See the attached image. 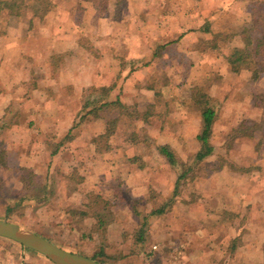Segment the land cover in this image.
Instances as JSON below:
<instances>
[{
    "label": "crops",
    "instance_id": "1",
    "mask_svg": "<svg viewBox=\"0 0 264 264\" xmlns=\"http://www.w3.org/2000/svg\"><path fill=\"white\" fill-rule=\"evenodd\" d=\"M0 1L4 2L0 10L9 17L0 19V119L7 121L10 126L5 132V135L10 134V141L5 145L7 169L13 170V166L18 172L28 169L38 177H44L47 173L54 174L55 177L61 175L59 179L65 181L60 184L61 193L57 191L55 196L39 202L42 206L47 205L48 214L40 215L38 220L55 221L53 232L57 222H63L67 224H64V227L70 228L74 220L78 221L77 217L71 215L74 212L71 206L85 209L86 203L91 202L90 192H99L101 187L97 189L98 183L102 178L106 180L120 176L125 181V186L132 189V196L136 197H147L150 183L166 198L172 194L175 186L176 172L165 161L160 165L161 161L156 157L155 160L151 156H144V160L154 161L156 165L144 169L131 163L128 157L130 151L126 147L118 146L97 153L94 140L106 132L105 118L90 117L74 128L83 114L89 90L94 89L99 94L100 91L108 90L107 101L120 99L125 105L137 104L139 108H144L154 103L155 90L161 89L165 94L164 98H170L171 103L176 102L178 109L170 111L168 119L171 126L165 128L162 136L159 135L158 143L171 142L178 149H182L185 140H192L193 143V137L200 129V121L195 113H192L196 121H193L190 128L184 126L183 131L170 134L169 129L175 124L173 115L177 114L180 118L188 116L176 100L182 98L181 95L189 87L198 85L202 88L201 80L212 79L218 84L213 92L203 87L219 105V116L214 127L216 149H220L228 134L243 119L255 118L260 114L252 99V116L243 109H238L232 110L230 115L226 112L222 119V101L217 97L219 88L227 83L231 84L234 79L242 76V73L248 71L251 76L252 74L246 69L237 73L232 70L227 59L228 49H225L224 53L209 51L202 54L197 48L205 39L211 37V33L234 35L230 45L238 46L245 29L255 27V20L253 22L251 19L256 14L255 10L246 15L238 14L243 17L240 22L234 20V14H229L226 8L219 12L215 5L206 9L203 7L200 10L203 15L195 16L193 12L196 10L188 13L186 5H179L181 1H174L175 4L171 5L162 2L156 5L144 4L140 14L141 10L134 8V0L124 5L126 9L116 4L118 1L108 0L107 11L99 15L96 13L94 0H52L54 5L45 17L33 16L28 20L24 13L34 10L38 0L24 9L19 16L13 15L5 7L6 0ZM125 10L128 13L125 19L119 18L120 12L123 15ZM137 22L142 23V31L135 34L134 30L130 29ZM207 25L210 26V32L203 29ZM170 50L178 54H170ZM183 51L191 54L196 65L202 64L201 68L205 66V61L209 62L211 54H214L211 65L214 66L215 62L217 64L220 60L225 66L227 63L229 67L226 66V74L223 76L215 71L210 75L206 73L200 76L193 72L184 82V77L177 76V69L166 66L168 58L177 59L176 55H182ZM168 72L174 79L168 80V77H164ZM263 80L264 75L254 80L255 86L257 81ZM152 85L154 87L151 88ZM181 87L183 91L178 92ZM135 93L138 96L134 97ZM170 93L172 96H169ZM142 95L147 98L145 102L139 99ZM164 106V103L158 105L161 109ZM36 124L40 130L33 128ZM112 141L114 142V139ZM240 141L241 138L237 140L239 148H235L240 150L239 162L245 166L254 163V157L250 159V156L256 151L249 152L244 149ZM12 157L17 161L13 166ZM261 162L264 163V159H261ZM167 171L173 172L169 179L163 174ZM222 172L221 177L216 178L213 174L206 180V186L214 192L211 193L215 200L214 206L218 207L216 211L209 210L214 208L211 206L204 210L206 220L226 221L228 224L225 227L222 224V228L230 231L232 237L240 236L247 248L251 243H260L261 240L256 238L264 236V230L259 226L264 224V178L259 177L257 180L255 176L234 173L229 167H224ZM70 178H78L75 193L66 189L70 187ZM236 178L243 181L239 182ZM16 184L20 186V180ZM53 187L58 188V181ZM164 187L167 191L163 190ZM199 189L200 185L197 183L193 192L198 195ZM179 195L180 198L189 199V193L182 191L176 196L178 199ZM193 205L196 204L188 205L189 210L194 208ZM174 211L176 215L186 216L177 210V207ZM232 212L235 215H225ZM230 217L236 218L234 224L229 222ZM92 219L91 216L85 218L83 232L88 233ZM89 220L90 225L87 224ZM241 220L245 221L243 228L238 227ZM36 225L38 226V223ZM209 229L211 227L198 229V232H207ZM32 231L44 236L42 232ZM4 240H0V256L3 249L9 255L0 257V264H33L31 258L38 260L37 255L30 253L31 250L24 249L18 243L8 242L10 240ZM177 246L180 248L179 244ZM251 248L254 249L255 246ZM44 260L53 264L46 258Z\"/></svg>",
    "mask_w": 264,
    "mask_h": 264
},
{
    "label": "trees",
    "instance_id": "2",
    "mask_svg": "<svg viewBox=\"0 0 264 264\" xmlns=\"http://www.w3.org/2000/svg\"><path fill=\"white\" fill-rule=\"evenodd\" d=\"M35 1L36 0H6L5 7L8 8L13 15L19 16L24 9L30 7ZM255 1L259 2L260 0ZM251 19L253 22L255 20V27L253 29H245V32L239 39L240 44L238 46L230 45L235 38L234 35L211 33V37L205 39L197 48L202 54L209 51L217 54L224 53L225 49H228L227 59L232 70L236 73L243 69L249 70L252 74V78L258 80L264 75V12L256 13ZM203 29L210 32L209 25ZM150 87L152 88L154 85ZM97 94L99 93L94 89L88 91L87 100L84 103L83 114L78 123L74 126V128L79 127L90 117L97 119L105 118L106 132L94 140L97 153H102L105 149L108 150L109 148L123 146L121 148L126 147L128 151H130L128 152V157H130L131 163L136 167L145 169L146 167L156 166L154 161L144 160V156L148 155L153 159L156 157L161 161L160 163L157 160L160 165L165 161L172 170L176 172L175 186L169 197L166 198L152 183H150L148 187L150 191L147 197L130 195L131 198H127V206H129L130 211L129 215L132 219H137L138 221L137 225L132 223L133 233L131 234V239L133 242L137 241L139 243H144V235L147 233V226L152 219L160 218L171 210H175V205L177 206L180 203L188 205L196 202L199 198H197L198 196L193 192L194 190L189 193V199H186L187 197L180 198V195L178 199L176 196H178L181 190L183 192L188 191L189 186L194 189V185L197 184V181L203 176L208 179L211 173H215L214 171H222L224 167H229L234 173L249 177L258 175L264 178V163L261 162V159H264V97L256 96L254 99V104L260 114L255 118L243 119L240 124L228 134L227 140L221 145L220 149H216L217 145L214 142V127L219 116L218 101L206 92L203 87L201 88V86L196 85L189 87L188 90H185L181 95L182 98L179 103L187 113H195L200 121V129L193 137V143L192 140L185 141L182 143V149H178L174 147L171 142L158 143L160 142L159 135L162 136L165 128L171 126V122L168 119L170 111L168 112V108H166V106L170 104V101L165 100V106L162 109L158 107L165 96L161 89L155 90L156 98L154 103L144 108H139L137 104L132 106L125 105L120 99L109 102L106 97L108 90L100 91L99 96H96ZM169 96H172V93H170ZM8 126L9 124L7 121L0 119V171L8 168L7 149L5 145H3L5 143L4 138H6L5 132L10 128V126ZM239 138L256 140L257 154L253 158V161H255L254 163L251 162L250 165L245 166V164L240 163V159L238 160V158L241 157L235 158V156H233L235 154L232 152L238 147V143L236 142ZM113 139L114 142L112 141ZM215 165L218 166L215 167ZM23 172L24 174L20 179L22 190L17 192V196L15 195L16 197L12 200L8 199V193L11 196L12 192L7 189L3 179L0 177V200H5L6 218L9 220H12V212L15 209H20L24 204H35L38 206L40 205V201H46L52 196H55V193L61 190L60 184L65 182L59 179L60 176L55 177V175L51 173H47L44 177H38L31 170L24 169ZM112 179L118 181L119 187H121L120 184L123 182L122 187L128 188L125 186V181H123L120 176L118 178L112 177ZM103 180L102 178L101 181ZM57 181L58 188H54L53 185ZM69 185L70 187L66 189L69 192L75 193L76 181H74L73 178H70ZM100 193V191L97 194L93 191L90 192L89 198L91 202L86 203L85 209L73 208V206H71L74 211L71 215L77 217V222L82 224L81 239L86 238V236L93 237L94 234L99 235L98 240H101V243L98 242V253L89 256L79 251L80 254L96 260L108 256L106 254V246L102 242V239L107 241L103 236V233L106 232V228L109 230H118L120 235L121 233L125 234L123 230H126L124 229L125 225H120V223L117 222L118 219L116 215H114L113 207L109 206V201H102L103 196ZM44 207H47V205H44ZM45 209L46 208L43 210ZM230 214H233V212L225 213L226 216ZM90 216L93 219L90 230L86 233L83 232L84 219ZM114 219H116V222ZM126 219L128 218L126 217ZM229 220L231 224H234L236 218L230 217ZM244 220H241L238 224L239 228L245 226ZM232 227H234V225ZM0 240L4 239L0 238ZM8 242L14 243L11 241ZM241 242L243 244V240L240 236H235L229 240L227 248L228 262L229 259L236 258L238 248L242 245ZM30 252L37 254L33 251ZM111 260L113 259L108 258L107 260L98 261L114 264ZM261 264H264V262Z\"/></svg>",
    "mask_w": 264,
    "mask_h": 264
},
{
    "label": "rangeland",
    "instance_id": "3",
    "mask_svg": "<svg viewBox=\"0 0 264 264\" xmlns=\"http://www.w3.org/2000/svg\"><path fill=\"white\" fill-rule=\"evenodd\" d=\"M53 1L38 0L34 10L33 9H32L33 11L30 10L24 13V15L27 17L28 20L33 18V16L43 18L45 17V14L48 12V10H50V8H52V6L54 5ZM115 1H118V3L116 4H118L119 6H123L125 9L126 7L124 5H128L129 2H133V0H115ZM174 1L177 2L181 1L179 5L182 4L186 5L188 9L187 10L188 13L190 11L196 10L195 12H193V15L195 16L199 14L203 15L201 14L202 12L200 10L203 7L206 9L210 5L212 6L215 5L216 9H218L219 12L223 11L226 8L229 14H234L233 15L234 20L236 19L239 20L240 22H241V18L243 17L239 15H243V14L246 15L247 13L253 10H255L256 13L264 12V5H263L264 0H260L259 2H256L255 0H134V8L136 9L139 8L141 10L140 12L141 14L142 7L144 4L154 3L156 5L157 3L162 2L163 4L171 5V3L175 4ZM107 2L108 0H94L96 13H98L99 15L105 14L104 12L107 11V6H108ZM3 5L4 2L0 1V9L3 8ZM239 11L241 12L239 13ZM127 14L128 13L125 10L123 15L122 12H120L118 17L125 19V16ZM0 19L1 20L9 19V17H7V15H4V13L1 11ZM141 24L142 23L139 24L137 22L130 30H134L135 34H138L139 32L142 31V27L140 26ZM134 50H136V46ZM183 52L182 55H176L177 59L168 58L166 62V66L177 69L178 70L177 76H179V78L184 77V82H186L187 76H191L190 74H192L193 72L200 76H204L206 73L210 75L212 74V72L214 73L216 71L224 76V74H226L227 72L226 66L229 67L227 63L225 66L224 62H222L221 60L217 64L215 62L214 66L211 65L215 58V56H213L214 54H211L209 62L205 61L203 63L205 64V66L201 68L202 64L196 65V61L192 59V56H190L191 54H188L187 52L185 53ZM172 53L178 54V52L174 50H170V54ZM162 63L163 61L161 62V65ZM142 70L146 71L145 68H142ZM160 71H161V75H163L162 66L160 68ZM165 75L167 76L164 77L166 78L168 77V80H170L171 78L174 79V76H170L169 72L168 74ZM203 78L204 77H202V79ZM201 81L203 87L209 89L211 92L214 91L215 86H218V84H216V81L212 79H204ZM217 82H219V80H217ZM220 88H219V93H217L218 94L217 97H219L220 100L222 101V112H221V115L223 116L222 119L225 117L226 112L227 113L229 112L228 115H230L231 114L230 112L232 110L237 111L238 109L241 110L243 109L247 114L252 116L254 111L251 108L252 105L251 100L253 99L252 102H254L256 96L264 97V80L262 82L257 81L255 86L254 80L252 76L248 73V71L242 73V76H240L238 79H234L231 82V84L227 83ZM182 91H183V87H181L178 92H182ZM135 95L136 93L134 94V97ZM139 99L143 100V102L147 100L146 96L143 95ZM168 99L170 101V104L166 106V108H168V112L171 110L172 112H174V110L178 109V105L174 101L171 103L170 98L163 97L160 103L163 104L165 100ZM180 99L181 98L177 99L176 101L179 103ZM228 103L231 105L227 106L226 104ZM186 114L188 116L186 117L184 116L183 118H180L179 115L177 114L173 115V121L175 122V124L169 129L170 134L173 135L174 131L176 133H179L185 129L184 126L186 128H190V126L193 125V121H196L194 118L195 116L192 114V112ZM179 119H181L180 121H182V123H179L180 122L178 121ZM33 128L36 131L40 130L39 126L37 127V124ZM9 141H10V134L7 133L6 138H4L5 143L3 145H7ZM256 143H257L256 140L253 139L248 140L243 138L240 141L242 147H244V149L249 150V152L252 150L256 151ZM237 148H239V145ZM30 151H32V147ZM34 151L35 150L33 149V152ZM233 153L235 154L233 155L235 156V158L241 156L240 150H235L233 151ZM256 154L257 151L255 154L253 153V155L250 156V159H252V157H255ZM37 157L38 156H35V158ZM15 161H16L15 158H13L12 166L14 165ZM217 166L218 165H215V167ZM214 172L215 173H211L210 177L214 174L215 177L218 178V176L221 177L223 174L222 171H214ZM171 173L173 174L172 171L171 172L167 171L166 173L163 174L166 179H169L172 176ZM23 174H24L23 171L21 172L16 171V169H14V166H13V170L7 169L0 171V177L3 179L5 186L9 191H11L14 194L13 195L11 193L10 196L8 193L9 196L8 199L10 200L14 199L17 196V192L22 190L21 182H20V186L19 184L18 186H16L17 185L16 183L19 182ZM78 175L81 176L80 173ZM257 176L258 175H255V178H257L258 180L259 176L258 177ZM73 179L74 181L78 180V178L76 179L73 178ZM223 179H225V176H223ZM206 180H207L206 177L203 176L197 181V183L200 185V189H199L200 192L197 195L198 196L197 198L199 199L195 203H192L196 205L192 206L194 208L190 209L191 211L189 210V206H188L189 204L186 205L182 203L181 205H179V207L175 205V207H177V210L183 212L184 214H186V216L182 217V214L176 215V211L171 210L170 212L166 213L164 216H161L160 218L152 219L150 221V223L147 226V233L144 235L145 238L144 243H139L137 241L133 242V240L131 239L132 237L131 234L133 233L132 223H135L136 225L138 223L137 219L134 220L130 217L129 206H127L128 204L127 198H131L130 195H132L131 189L128 188L126 189L125 187H122L123 182L122 184H120L121 187H119L118 181L115 179H106V180L104 179L101 182L99 181L97 189L101 187L99 191L101 192L100 194L103 196L102 201L103 202L109 201V206L113 207L112 209L114 211V215H116L118 219L117 222L120 223V225H125L124 229L126 230H123L125 231V234L121 233L120 235V232L118 230H109L108 228H106V232L103 233L104 234L103 236L107 239V241L106 240L104 241V239H102V242L106 246V254L108 256L104 258H98L97 260H107L108 258H110L113 259L111 260V262H114V264H261L263 263L264 236L256 238L261 240L260 243H257L255 245L251 243V245L249 246L247 244L249 249L255 246L254 249L251 248L250 250H248L246 244H242L241 242L242 245L238 248V253L236 254V258H231L229 259L228 262L227 248L229 245V240L232 239L233 237L231 236L230 231L228 230L226 231L225 228H222V224L224 225V227L225 225L228 224L226 221L206 220V213H204V210H207L208 207L210 206L214 207L209 209L211 211H216V209H218L217 206H214L215 200L212 198L211 195V193L214 192H212V190L208 186H206V182H207ZM236 180L239 182L243 181V179H239V178H236ZM262 182L264 184V181ZM163 190L167 191V188L164 187ZM193 190L194 189L189 186L188 191H186V193L188 194ZM65 195L68 196L67 194ZM204 197H206V199L209 200V202L205 200ZM44 208L47 207H44V205L42 206L41 204L38 206H36L35 204L32 205L24 204L23 207H21L20 209H15L12 212L13 217L11 216L12 220L10 221L21 223L28 229L32 228V230H36L37 232H42L44 236H46V238L57 242V244H60L61 246H63L62 248H65L66 250H71L76 253H79V251H81L89 256H93L95 253H98V249H99L98 242L101 243V240L100 241L98 240L97 234H94L93 237L86 236V238L81 239L82 224L77 222L76 220L72 222L73 226L70 228H67V226L64 227L65 223L63 222H57L58 225L55 226V231L53 232L52 229L56 224L55 221L51 220L48 222L45 220L42 221L38 220L41 214H48L47 209L42 210ZM215 214H217V212H215ZM126 217L128 219H126ZM0 218L9 220L8 218H6L5 200H0ZM114 220L116 222V219ZM36 223H38V226L36 225ZM89 223L90 220L89 222H87V224ZM206 224L207 226L205 227ZM259 226H262L261 229L264 230V224ZM210 227L211 229L207 230V232H202V233L198 232V229L202 230ZM53 233H55V235H53ZM252 239L254 240V237ZM0 242L2 243V241ZM177 244L180 245V248L179 246H177ZM181 244H184L185 246L182 247ZM3 251L0 257L4 258L7 256V254L9 255V253L6 252V250L3 249ZM37 257L38 260L31 258V262H33V264H49L47 261L44 260L45 259L44 257L38 255Z\"/></svg>",
    "mask_w": 264,
    "mask_h": 264
},
{
    "label": "water",
    "instance_id": "4",
    "mask_svg": "<svg viewBox=\"0 0 264 264\" xmlns=\"http://www.w3.org/2000/svg\"><path fill=\"white\" fill-rule=\"evenodd\" d=\"M0 237L36 252L53 264H111L66 250L51 240L14 221L0 218Z\"/></svg>",
    "mask_w": 264,
    "mask_h": 264
}]
</instances>
